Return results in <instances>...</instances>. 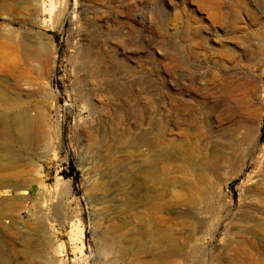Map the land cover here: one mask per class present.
I'll use <instances>...</instances> for the list:
<instances>
[{
    "label": "rangeland",
    "instance_id": "1",
    "mask_svg": "<svg viewBox=\"0 0 264 264\" xmlns=\"http://www.w3.org/2000/svg\"><path fill=\"white\" fill-rule=\"evenodd\" d=\"M258 47L264 0H0V264H264Z\"/></svg>",
    "mask_w": 264,
    "mask_h": 264
},
{
    "label": "bare ground",
    "instance_id": "2",
    "mask_svg": "<svg viewBox=\"0 0 264 264\" xmlns=\"http://www.w3.org/2000/svg\"><path fill=\"white\" fill-rule=\"evenodd\" d=\"M39 10H41V11L45 10L44 6H40V4H39ZM257 49H258L259 56L256 59L257 60V65H256L257 67L255 66L254 71L257 73H262L264 71V49H263V47H258ZM254 65H255V63H254ZM254 65H253V68H254ZM253 98H254L256 104H261L264 102V100H262L263 95L261 94V92L255 91ZM248 106L250 107V104H248ZM18 117H20V116H18ZM20 118H17V119L15 118L16 121H14V120L13 121H10V120L7 121L4 117L3 112L0 111V133H5L6 128L8 127V128H10L8 134H9V136L10 135L12 136V139L14 141H15L14 135H17V134L21 137V139L26 138V140H28L29 139L28 133H29V131H31V129L25 128L23 131L24 127L21 125ZM232 131L235 134L238 132V129L233 128ZM228 144H229V147H227V149L222 150L220 152H217L216 150L212 149L209 153H205L204 157H203L204 160H205V158H207V159L212 158V160H213V158H215L219 162V165L226 167L225 169L228 170V172L235 171V169L238 168L240 163H241L240 161H241L242 156H243L242 150L245 149L244 142L237 141L235 138H233L232 140L228 141ZM234 151L236 152L235 154H233ZM190 154L191 153H189V150H188L186 152L185 156L187 158H191ZM148 174H149V177L152 179H153V177H156V172H155V169L153 166L150 167Z\"/></svg>",
    "mask_w": 264,
    "mask_h": 264
}]
</instances>
